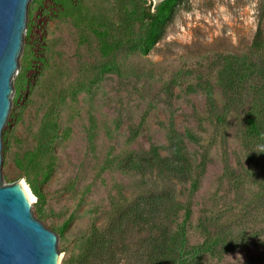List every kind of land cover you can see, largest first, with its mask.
Here are the masks:
<instances>
[{
  "label": "rangeland",
  "instance_id": "rangeland-1",
  "mask_svg": "<svg viewBox=\"0 0 264 264\" xmlns=\"http://www.w3.org/2000/svg\"><path fill=\"white\" fill-rule=\"evenodd\" d=\"M161 1L38 0L7 184L29 190L36 216L65 242L63 264H79L130 203L169 188L187 249L208 248L190 264H264V132L246 130L249 111L264 107V0H179L141 53L131 10ZM45 130L53 169L42 181L29 161ZM153 150L182 159L189 180L119 170ZM150 235L131 224L104 264H139Z\"/></svg>",
  "mask_w": 264,
  "mask_h": 264
},
{
  "label": "trees",
  "instance_id": "trees-1",
  "mask_svg": "<svg viewBox=\"0 0 264 264\" xmlns=\"http://www.w3.org/2000/svg\"><path fill=\"white\" fill-rule=\"evenodd\" d=\"M144 2V0H138ZM179 0H162L156 6L151 7L135 5L131 15L133 21L139 24L138 42L133 48L141 53H148L163 32L164 25L169 18L174 6ZM128 26V23H127ZM133 40H131L132 42ZM128 42V41H127ZM130 42V41H129ZM260 30L256 32L253 39V46L258 49L262 45ZM123 40L116 41L117 46L124 45ZM263 105L256 103L249 111L246 118V130L253 137L261 138L264 132V109ZM48 131L43 132L39 140L36 154H32L29 161L31 170H36L42 175V181H46L53 169L52 157L49 153ZM41 155H45L50 161L41 165L36 161ZM119 170L123 173L136 172L148 174L152 171H162L176 178L180 182L189 180V170L186 163L180 158L161 157L156 150L150 155H136V158H129L120 165ZM27 183L32 193L38 200L43 196L40 189L36 187L27 177ZM176 204V193L173 188L150 193L137 198L130 203L128 209L119 214L117 220L103 233H97L85 257L81 258L79 264L90 262L109 263L114 260L115 246L118 239L121 241L126 228L131 224H143L154 235H150L146 243L147 253L139 256V264H190L196 260L208 248L197 244L187 249V238L185 228L179 225L173 207ZM66 226V225H65ZM173 256L172 262L170 258Z\"/></svg>",
  "mask_w": 264,
  "mask_h": 264
},
{
  "label": "water",
  "instance_id": "water-1",
  "mask_svg": "<svg viewBox=\"0 0 264 264\" xmlns=\"http://www.w3.org/2000/svg\"><path fill=\"white\" fill-rule=\"evenodd\" d=\"M38 0H0V264H63L65 242L38 218L24 185L7 184V136L18 81L32 47Z\"/></svg>",
  "mask_w": 264,
  "mask_h": 264
},
{
  "label": "bare ground",
  "instance_id": "bare-ground-1",
  "mask_svg": "<svg viewBox=\"0 0 264 264\" xmlns=\"http://www.w3.org/2000/svg\"><path fill=\"white\" fill-rule=\"evenodd\" d=\"M25 193H26V195H27V197H28L29 200H31L33 198V196L31 195V193L29 192V190H27Z\"/></svg>",
  "mask_w": 264,
  "mask_h": 264
},
{
  "label": "clouds",
  "instance_id": "clouds-1",
  "mask_svg": "<svg viewBox=\"0 0 264 264\" xmlns=\"http://www.w3.org/2000/svg\"><path fill=\"white\" fill-rule=\"evenodd\" d=\"M262 152H264V149H262Z\"/></svg>",
  "mask_w": 264,
  "mask_h": 264
}]
</instances>
